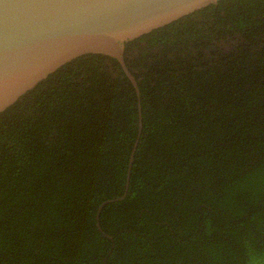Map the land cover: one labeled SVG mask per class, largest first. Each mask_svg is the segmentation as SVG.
I'll use <instances>...</instances> for the list:
<instances>
[{
  "label": "trees",
  "instance_id": "trees-1",
  "mask_svg": "<svg viewBox=\"0 0 264 264\" xmlns=\"http://www.w3.org/2000/svg\"><path fill=\"white\" fill-rule=\"evenodd\" d=\"M124 56L139 94L87 53L0 112V264H264V0Z\"/></svg>",
  "mask_w": 264,
  "mask_h": 264
},
{
  "label": "water",
  "instance_id": "water-1",
  "mask_svg": "<svg viewBox=\"0 0 264 264\" xmlns=\"http://www.w3.org/2000/svg\"><path fill=\"white\" fill-rule=\"evenodd\" d=\"M217 1L0 0V112L87 53L116 58L139 94L125 62V43Z\"/></svg>",
  "mask_w": 264,
  "mask_h": 264
}]
</instances>
